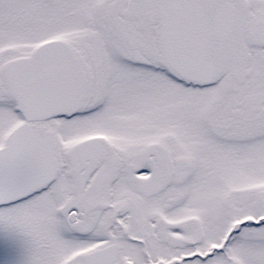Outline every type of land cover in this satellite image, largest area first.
<instances>
[{
  "label": "snow or ice",
  "instance_id": "obj_1",
  "mask_svg": "<svg viewBox=\"0 0 264 264\" xmlns=\"http://www.w3.org/2000/svg\"><path fill=\"white\" fill-rule=\"evenodd\" d=\"M0 264H264V0H0Z\"/></svg>",
  "mask_w": 264,
  "mask_h": 264
}]
</instances>
